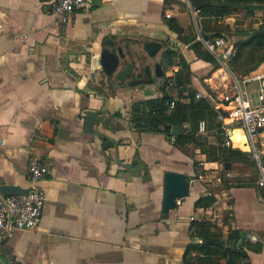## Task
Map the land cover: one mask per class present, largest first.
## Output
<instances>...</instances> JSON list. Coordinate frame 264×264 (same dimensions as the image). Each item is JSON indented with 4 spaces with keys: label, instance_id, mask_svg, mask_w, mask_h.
Masks as SVG:
<instances>
[{
    "label": "crops",
    "instance_id": "obj_1",
    "mask_svg": "<svg viewBox=\"0 0 264 264\" xmlns=\"http://www.w3.org/2000/svg\"><path fill=\"white\" fill-rule=\"evenodd\" d=\"M50 1L0 0V186L26 189L31 157L47 167L39 182L45 196L40 222L0 244V264H185L188 249L202 244L192 236L198 222L215 224L224 237L243 232V240L260 246L246 250L249 263L264 264V189L257 174L243 180L232 175L235 159L207 157L223 149L249 154L231 138L239 130L245 140L242 129L218 118L219 97L232 76L262 77L264 62L236 74L231 62L223 67L197 40L223 36L237 53L251 37L241 34L264 26V9L215 17L192 13V0H106L60 17L46 13ZM107 40L128 58L149 40L174 50L158 82L118 87L99 64ZM193 42L214 63L199 59ZM181 61L189 76L178 82ZM260 82L248 84L252 99ZM190 94L208 102L216 115L211 123H183L171 136L135 127L134 104L162 98L188 103ZM88 110L98 112L92 131L86 129ZM181 134L200 144H178ZM261 143L264 154V131ZM166 172L184 174L190 183L188 196L163 213Z\"/></svg>",
    "mask_w": 264,
    "mask_h": 264
},
{
    "label": "trees",
    "instance_id": "obj_2",
    "mask_svg": "<svg viewBox=\"0 0 264 264\" xmlns=\"http://www.w3.org/2000/svg\"><path fill=\"white\" fill-rule=\"evenodd\" d=\"M254 8L264 9V0H214L211 4L200 9L204 15H212L222 17L231 11L239 9L250 10ZM173 26V22H170ZM178 33L180 30L176 29ZM216 35L206 37V39H214ZM191 49L195 52L199 59L214 63L212 57L202 49L199 42H193ZM259 62H264V26L253 30L249 41L241 43L237 46L236 56L232 59V70L236 74L245 75L249 68ZM182 68L177 74V80L189 76L188 64L181 61ZM188 103H175L173 109H169L168 104L171 102L168 98L159 100H149L142 104L136 103L132 109V120L135 127L140 132L161 133L171 136L173 127H181L183 123H197L200 120L213 121L215 112L209 106L206 100H195L193 95ZM213 125L209 127L212 128ZM178 144L182 145L187 142L199 143L193 135L183 136L182 134L175 137ZM200 144V143H199ZM247 153L239 152L232 149H223L214 151L207 155L211 161L224 162V157L229 156L231 159H237ZM238 156V157H237ZM253 162V161H252ZM202 203L199 200L197 204ZM194 235L202 240L200 245H192L186 254L185 264H219V260L224 259L226 264H250L246 250L259 251L260 246L251 244L243 240L241 246H238L239 230L230 231L226 237L223 236L221 230L212 223L198 222L194 224ZM210 241L211 245L206 242ZM220 244V245H217ZM191 251L198 253L191 256Z\"/></svg>",
    "mask_w": 264,
    "mask_h": 264
},
{
    "label": "built area",
    "instance_id": "obj_3",
    "mask_svg": "<svg viewBox=\"0 0 264 264\" xmlns=\"http://www.w3.org/2000/svg\"><path fill=\"white\" fill-rule=\"evenodd\" d=\"M104 1L106 0H51L46 13L65 17L75 10L89 9L96 2ZM191 11L198 12V9L191 8ZM169 16L167 13L166 17ZM197 40L223 67H227L236 56L234 46L223 36L204 39L197 35ZM231 78L230 86L220 93L219 100L223 107L220 108L218 118L221 121L228 120L231 125L242 129L249 156L257 169V185L264 189V154L261 143L264 131V75ZM256 80H261L260 87L252 99L248 84ZM196 97L198 98L197 95ZM168 106L172 109L174 103L170 102ZM27 172L28 186L24 194L4 196L0 193V244L10 240L15 232L36 229L40 222L45 196L39 182L47 175V167L40 159L31 157Z\"/></svg>",
    "mask_w": 264,
    "mask_h": 264
},
{
    "label": "water",
    "instance_id": "obj_4",
    "mask_svg": "<svg viewBox=\"0 0 264 264\" xmlns=\"http://www.w3.org/2000/svg\"><path fill=\"white\" fill-rule=\"evenodd\" d=\"M192 3L196 9H201L208 5L207 2L203 0H192ZM103 49L100 52L99 64L102 71L108 78H114L118 80V87H137L145 84H150L153 82L151 72L149 68H145L142 72L143 77L141 78H130L133 74L134 66L132 63L125 64L122 68L121 61L125 59V54L121 47L115 46L110 40L103 43ZM165 48H162V42L158 40H149L143 44L144 51L150 58L156 57L157 54L160 55L159 62L156 64L155 77L161 78L164 74V70L168 68V53L174 48L165 43ZM86 129L92 131V127L97 120V111H86ZM180 133L179 127L172 128V134L178 135ZM224 168H230L229 163L224 164ZM189 180L184 174L166 172L164 174V185H163V196H162V212L168 213L177 207V201L185 198L189 194ZM26 192L25 188L13 185H1L0 193L4 196H18ZM210 201L214 199L212 196H208ZM244 233H240L239 245L242 244ZM207 245H211L210 241L206 242ZM220 245V244H217Z\"/></svg>",
    "mask_w": 264,
    "mask_h": 264
},
{
    "label": "rangeland",
    "instance_id": "obj_5",
    "mask_svg": "<svg viewBox=\"0 0 264 264\" xmlns=\"http://www.w3.org/2000/svg\"><path fill=\"white\" fill-rule=\"evenodd\" d=\"M241 35L246 38V37H248V35L251 36L252 33L251 32H249V33L243 32ZM134 47L139 48V46H134ZM158 59H159L158 55H156V57H154V58H150L146 54L144 49H140V50L135 49L132 52L130 58L125 57V61L132 63L134 66V70L132 73L133 75L137 71H140L142 73V72H144L145 68H149V70L151 72L152 79L154 80V82L155 81L158 82V78L155 77V68H156V64H157V63H155V61H158ZM133 75L130 77L131 79L134 78ZM255 86H256V84L251 85V87H255ZM234 131H237V132H234ZM234 131L231 134V137L233 140V145L235 147H237V146L240 147L242 150H246L247 147L245 145H243L245 140L241 136L240 131L239 130H234ZM235 161H237V162H234L232 167H231L232 175L233 176L235 174H237V176L241 175V178L243 180L249 179L251 181L252 180L254 181V178L256 177L257 172H256V167L253 164L249 154L241 156V159L237 158V159H235ZM235 180H237V179H235Z\"/></svg>",
    "mask_w": 264,
    "mask_h": 264
},
{
    "label": "bare ground",
    "instance_id": "obj_6",
    "mask_svg": "<svg viewBox=\"0 0 264 264\" xmlns=\"http://www.w3.org/2000/svg\"><path fill=\"white\" fill-rule=\"evenodd\" d=\"M232 138V137H231Z\"/></svg>",
    "mask_w": 264,
    "mask_h": 264
}]
</instances>
